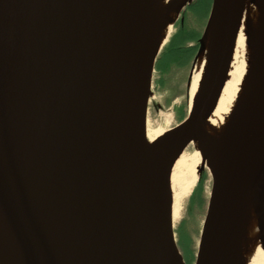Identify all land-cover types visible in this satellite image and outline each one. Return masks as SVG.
<instances>
[{
    "label": "water",
    "instance_id": "obj_1",
    "mask_svg": "<svg viewBox=\"0 0 264 264\" xmlns=\"http://www.w3.org/2000/svg\"><path fill=\"white\" fill-rule=\"evenodd\" d=\"M152 6L0 0V264H186L171 221L173 160L217 102L243 4L212 0L196 54L211 30L207 73L186 118L154 143L145 125L163 47L155 53ZM209 173L194 264H237L244 183L264 252V78Z\"/></svg>",
    "mask_w": 264,
    "mask_h": 264
},
{
    "label": "bare ground",
    "instance_id": "obj_2",
    "mask_svg": "<svg viewBox=\"0 0 264 264\" xmlns=\"http://www.w3.org/2000/svg\"><path fill=\"white\" fill-rule=\"evenodd\" d=\"M184 1L153 0L152 35L155 53L169 39L178 17V5ZM242 4L241 23L231 64L217 102L210 113L202 118L199 128L185 145L191 146L192 154L186 157L184 152L179 151L173 160L170 176L172 226L180 218L181 202L195 186L201 171L206 169L210 172L214 154L251 106L264 78L261 3L260 0H242ZM212 37L209 30L194 59L189 108L210 65ZM145 126L150 143L166 134L160 129L151 130L147 118ZM235 225L237 264H264L257 205L249 183H244L239 190Z\"/></svg>",
    "mask_w": 264,
    "mask_h": 264
},
{
    "label": "rangeland",
    "instance_id": "obj_3",
    "mask_svg": "<svg viewBox=\"0 0 264 264\" xmlns=\"http://www.w3.org/2000/svg\"><path fill=\"white\" fill-rule=\"evenodd\" d=\"M211 4L212 0L186 2L173 25L172 33L163 46L164 51L159 61H156L152 74V94L147 111L148 127L151 130L170 131L181 122L179 120L183 113L187 116L188 109L191 108L189 96L192 69L199 47L198 40L208 21ZM177 47H181L183 51L180 58H175ZM158 64L161 70L157 68ZM182 153L189 157L192 154L191 146L185 147ZM210 189L211 175L208 170L203 169L195 186L181 202L180 218L173 224L177 247L186 264H194L195 261ZM193 194L201 202L193 204Z\"/></svg>",
    "mask_w": 264,
    "mask_h": 264
},
{
    "label": "trees",
    "instance_id": "obj_4",
    "mask_svg": "<svg viewBox=\"0 0 264 264\" xmlns=\"http://www.w3.org/2000/svg\"><path fill=\"white\" fill-rule=\"evenodd\" d=\"M183 45H184V44H182V46H183ZM182 46H181V47H182ZM181 47H177V49L175 50V58H180V56L183 54V51H182V48H181ZM163 49H164V47H163ZM163 49H162L161 52L159 53V55H158V57H157V60L161 58L160 56H161V53L164 51ZM184 49H185V48H184ZM158 61H159V60H158ZM157 68L161 70L159 64H158ZM167 69H168V67L166 68V71H167ZM164 72H165V71H164ZM185 118H186L185 113H183V116L180 118L179 121H183ZM199 201L201 202V200H200V199H197V198L195 197V195L193 194V196H192V198H191V202L194 204L195 202H199Z\"/></svg>",
    "mask_w": 264,
    "mask_h": 264
}]
</instances>
